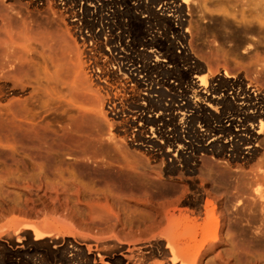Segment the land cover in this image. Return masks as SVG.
I'll return each instance as SVG.
<instances>
[{
  "label": "rangeland",
  "instance_id": "rangeland-1",
  "mask_svg": "<svg viewBox=\"0 0 264 264\" xmlns=\"http://www.w3.org/2000/svg\"><path fill=\"white\" fill-rule=\"evenodd\" d=\"M190 4L193 11L189 19L190 36L186 41L190 62L203 64L202 56L209 61L214 72L211 77L218 78L224 69L232 74L246 76L264 88V46L246 51L238 47L231 33L219 27L222 17L218 13L201 19V6L214 10L216 0H191ZM5 5L10 8L7 12L16 30L23 28L17 20L19 17H26L34 30L40 32L49 29L47 22L38 19L40 13L25 9L17 0H8ZM129 14V11L125 13L124 19L134 25L135 20ZM226 19L232 21L231 17ZM57 24V29L63 30V25ZM133 30L136 39L134 43H139L137 39L141 37L142 31L137 24ZM54 36L56 62L50 72L56 73L55 80L43 82L40 91L26 104L0 112V144L64 143L67 147L57 151L63 159H80L84 156L92 159L112 158L121 155L145 159L144 150L147 148L143 145L133 149L129 143V140L140 143L141 138L133 131L129 112L133 110L134 104L129 102L144 103L154 113H157V105L149 102L148 97L143 98V91L137 84L130 82L127 85L131 92L124 90L116 98L122 101L123 121L106 117L104 112L100 119L95 103L102 104L104 97L84 70L79 39L70 37L77 52V65H81L82 71L77 67L76 72H71L67 59V41L59 31ZM128 39L130 44L132 39L124 38L125 41ZM124 52L127 50L124 49ZM173 55L179 56L176 50ZM158 57L162 58L160 51ZM169 58L166 60L175 62L172 55ZM177 63L180 65V60ZM179 75L181 80L187 79ZM53 85L56 87L55 94L50 92ZM107 85L112 86L110 81ZM184 91L194 96L191 88L168 96L160 89L152 93L164 117L167 114V111L163 112L165 105L173 98L178 100ZM105 99L111 101L113 94L109 93ZM192 102L196 103L194 100ZM257 144V154L245 165H227L207 154H197L193 180L185 176L182 181H176L177 174L171 175L170 180L166 179V175L161 177L165 183L179 186V191L183 187L191 193L195 187H202L204 191L199 204L208 198L218 207L216 216L221 222L219 241L209 250L205 246V254L198 264H243L233 254L229 240L223 196L226 184L217 186L212 179H204L205 163L211 164L216 178L221 175L227 177V186L231 187L232 192L241 187L248 190L244 195L237 193L233 203L249 207V227L253 235L264 230V198L259 200L254 194L255 190H261L264 194V133L259 135ZM67 162L61 165L63 171L58 175L56 172L39 175L33 149L17 147L14 150L8 147L0 150V264H102L98 256L102 247L114 242L138 244L149 240L157 233L154 224L163 218L164 213L174 208H183L178 206L179 192L163 198H152L140 193H120L102 183L100 178H85L80 174V168L71 165L72 161ZM158 170L156 167L139 168L140 173L153 178L157 176ZM24 228L49 233L50 239L32 241L25 235ZM198 240L202 241V238ZM45 241L51 242L49 246L41 245ZM72 246L76 251H73ZM248 264H264V247L254 249Z\"/></svg>",
  "mask_w": 264,
  "mask_h": 264
},
{
  "label": "bare ground",
  "instance_id": "bare-ground-1",
  "mask_svg": "<svg viewBox=\"0 0 264 264\" xmlns=\"http://www.w3.org/2000/svg\"><path fill=\"white\" fill-rule=\"evenodd\" d=\"M7 1L0 0V112L26 104L40 91L43 82L55 80L56 73L50 72V69L56 62L54 34L57 31L67 41V59L71 72H76L77 67L82 71L81 65H77V52L70 40V37L75 39V20L70 18L75 17L74 6L77 0H17L25 9L40 13L38 19L50 25L49 29L40 32L30 26L26 17L17 18L22 24L21 30L12 27V18L7 12L10 8L5 5ZM190 1L168 0L157 8V12L167 14V18L174 24V33L180 40H186L190 36L189 19L193 11ZM122 3L125 13L142 8L139 2L133 6H129L125 0ZM215 6L214 10L201 6V19L218 13L222 17L219 27L231 33L238 47L246 51L264 46V0H216ZM228 17L232 21L227 20ZM57 23L63 25V30L57 29ZM156 43L154 38L141 42L140 46L143 48L137 52V56L142 63L138 67L130 65L133 74L127 77V82L137 84L141 76H148L155 71L161 75L181 74L188 79L194 96L191 97L184 91L178 96V100L173 98L163 109V112L167 111L166 118L158 108L160 104H154L157 105V113L146 116L149 108L137 104V101L129 102L134 104L133 110L129 112L133 131L136 136L141 137L140 143L131 145V148L139 149L144 145L147 148L144 150L145 159L129 155L63 159L57 151L67 147L64 143L0 144L1 151L8 147L14 150L17 147L33 149L36 152L35 167L39 175L48 172H56L58 175L63 171L61 165L67 164L69 160L73 162L71 165L81 169L80 174L85 178H100L102 183L120 193H140L152 198L171 197L180 193L178 206L183 208H174L164 213L163 218L154 224L158 231L152 238L138 244L114 242L102 247L98 254L102 264H198L205 251L219 241L221 222L216 216L218 207L208 198L203 200V204H199L204 191L202 187H195L191 193L183 187L179 191V186L165 183L161 177L166 175V179L170 180L171 175L177 174L176 181H182L185 176L188 180H193L197 154H207L227 165H245L257 154L258 137L264 133L263 87L246 76L232 74L224 69L218 78L211 77L214 72L206 58L201 56L203 64L191 63L187 51L176 43H173L172 48H182L180 53L183 54L184 69L170 67V61L159 59ZM81 54L84 70L88 75L83 52ZM92 83L101 94L100 87ZM124 89L131 92L127 87ZM50 92L56 93L55 85ZM117 104L121 107L122 101L119 100ZM95 107L100 119L103 112L106 117L109 116L104 109L103 98L102 104L95 103ZM140 167H156L159 170L153 178L140 173ZM203 167L204 179H212L217 186L226 184L223 189L224 211L232 252L243 264H248L254 249L264 247V230H259L255 235L250 231L249 207L233 203L237 193L244 195L248 190L241 187L232 192L231 187L227 186V177L221 175L216 178L208 162ZM254 194L257 199L263 200L261 190H255ZM158 215L156 212V217ZM24 233L32 241L50 239L49 233L35 228H24ZM198 238H202V241ZM255 242L259 244L255 245ZM50 243L45 241L41 245L47 247ZM205 246L207 249L204 251ZM71 248L76 251L74 246Z\"/></svg>",
  "mask_w": 264,
  "mask_h": 264
},
{
  "label": "built area",
  "instance_id": "built-area-1",
  "mask_svg": "<svg viewBox=\"0 0 264 264\" xmlns=\"http://www.w3.org/2000/svg\"><path fill=\"white\" fill-rule=\"evenodd\" d=\"M122 1L89 0L85 2L77 0L74 6L75 17L70 18L75 20V38L79 39L88 75L100 87L104 97V109L111 119H120L121 121H123L122 107H119L116 98L125 90L124 87L128 88L127 77L133 74L132 67L129 68L130 65L135 64L134 67H138L142 63V60L137 56V52L143 48L140 46L141 42L148 38H154L161 57L164 56L161 59L170 60L169 56L172 55L175 62H170L168 65L178 70L184 69L183 54L180 53L182 48L174 49L172 45L176 43L178 47H183L187 51V39L180 40L174 33V24L167 18V14L157 12V8L159 9L168 0H125L129 6L136 5L138 2L142 4V8L131 11L132 19L135 20L134 25L137 24L142 31L141 37L137 39L140 41L139 43H134L136 40L133 33L134 25L124 19L126 9ZM81 6L85 7L80 8ZM126 37L132 39L130 44V39L124 40ZM124 49L127 50L126 53H123ZM175 50L178 57L173 55ZM178 60H180V65L177 63ZM177 75H161L155 71L149 73L148 76H141L137 85L143 91V98L148 97L149 102L155 104L158 101L152 93L157 89L168 96L190 88L188 79L183 81L180 75ZM108 81L112 86L107 85ZM221 90L223 89H219V91ZM109 93L113 94L111 101L105 99ZM143 98L142 101H144ZM141 105L146 107L144 103ZM153 111L150 107L146 116L154 114ZM129 143L130 145L139 144L135 140H129Z\"/></svg>",
  "mask_w": 264,
  "mask_h": 264
}]
</instances>
